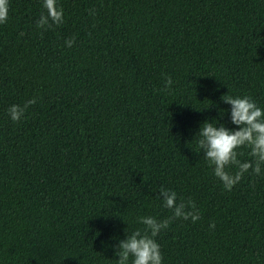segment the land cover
I'll list each match as a JSON object with an SVG mask.
<instances>
[{
    "label": "trees",
    "instance_id": "1",
    "mask_svg": "<svg viewBox=\"0 0 264 264\" xmlns=\"http://www.w3.org/2000/svg\"><path fill=\"white\" fill-rule=\"evenodd\" d=\"M58 5L38 27L42 0H9L0 24V264H115L138 216L171 218L161 188L200 217L155 238L163 264H264V174L225 191L195 138L232 127L223 94L264 107V0Z\"/></svg>",
    "mask_w": 264,
    "mask_h": 264
},
{
    "label": "clouds",
    "instance_id": "2",
    "mask_svg": "<svg viewBox=\"0 0 264 264\" xmlns=\"http://www.w3.org/2000/svg\"><path fill=\"white\" fill-rule=\"evenodd\" d=\"M46 15H41L37 26L44 27L51 21L52 24H62L63 9L58 0H42ZM9 16V0H0V24L7 21ZM74 39L65 41V47H72ZM172 80L165 82L166 89L171 86ZM220 100L228 105L227 109H218V116L223 118L227 114L230 125L226 126L216 118L204 121L199 125L195 134L199 152L212 169L213 176L221 183L225 191H230L241 181L245 174H264V107L249 96H233L223 94ZM35 98L29 99L25 107L10 105L7 109L11 121L16 122L24 116L27 105L34 104ZM242 149L248 150L249 160L241 161ZM235 169V171H231ZM159 196L163 207L171 210L170 219H184L196 222L200 217L195 204L189 201L178 202L177 193L170 189L161 188ZM170 219L157 220L153 216H138L137 223L143 229L137 228L130 233L127 228L125 236L113 247V255L118 257L115 264H163V255L160 245L156 241L159 233L166 229ZM209 224V228H214Z\"/></svg>",
    "mask_w": 264,
    "mask_h": 264
}]
</instances>
